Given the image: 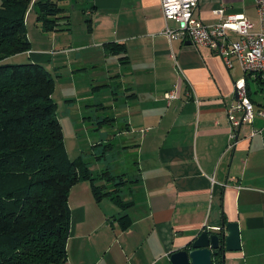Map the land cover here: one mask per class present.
<instances>
[{
    "label": "crops",
    "instance_id": "0c3cea01",
    "mask_svg": "<svg viewBox=\"0 0 264 264\" xmlns=\"http://www.w3.org/2000/svg\"><path fill=\"white\" fill-rule=\"evenodd\" d=\"M86 2L82 22L73 25L70 15V29L47 32L64 35V43L56 37L9 58L26 54L28 61L46 68L65 62L72 80H103L96 86L104 87V102L96 103L101 139L93 148L107 142L111 149V140L120 138L134 154L130 175L121 158L108 165V151L88 163L97 182L108 187L112 182L102 172L124 175L121 198L106 194L97 200L88 179L71 187L67 261L172 264L171 253L199 232L238 222L242 248L228 252L226 264H264V80L246 75L237 60L228 68L208 46L171 40L164 32L160 0ZM220 7L244 13L260 29L256 0H199V15L214 23L218 17L213 10ZM32 15L36 20L34 6L26 24ZM168 24L177 27L175 20ZM36 25L41 28L38 21ZM110 42L122 44L123 52L111 51ZM241 77L246 78L254 116L242 123L237 144L228 148V110L238 101L234 84ZM251 81L259 86V99ZM115 87L124 90V98ZM173 88L178 96L169 102L164 94ZM109 126L114 137L108 135Z\"/></svg>",
    "mask_w": 264,
    "mask_h": 264
},
{
    "label": "trees",
    "instance_id": "16d2710c",
    "mask_svg": "<svg viewBox=\"0 0 264 264\" xmlns=\"http://www.w3.org/2000/svg\"><path fill=\"white\" fill-rule=\"evenodd\" d=\"M65 1L0 0V264L66 261L71 187L88 179L100 200L106 194L121 198L127 182L122 174L104 171L112 182L108 187L97 182L84 157L70 158L52 73L42 63L9 62L32 47L26 24L31 6L43 31L70 29ZM107 46L115 53L124 50L116 42Z\"/></svg>",
    "mask_w": 264,
    "mask_h": 264
},
{
    "label": "built area",
    "instance_id": "2783aa9c",
    "mask_svg": "<svg viewBox=\"0 0 264 264\" xmlns=\"http://www.w3.org/2000/svg\"><path fill=\"white\" fill-rule=\"evenodd\" d=\"M160 1L167 21L164 32L171 40H191L197 46H208L222 58L228 68H232L234 60H237L246 75L256 74L264 80V0H256L259 30H255L254 23L244 13H227L225 7L214 9L213 13L218 20L207 23L199 15V0ZM169 20H175L177 27H171L168 24ZM231 32L236 33L237 37H233ZM234 93L238 101L228 110L230 123L228 148L237 144L242 123L251 121L254 116V104L245 77L235 81ZM164 96L171 102L178 95L173 88L165 92ZM238 111L243 114L240 118L237 117ZM260 113L264 115V109H260ZM61 264L70 263L66 260Z\"/></svg>",
    "mask_w": 264,
    "mask_h": 264
},
{
    "label": "rangeland",
    "instance_id": "374dc122",
    "mask_svg": "<svg viewBox=\"0 0 264 264\" xmlns=\"http://www.w3.org/2000/svg\"><path fill=\"white\" fill-rule=\"evenodd\" d=\"M68 1V0H67ZM87 0H73L72 2H64L61 3L66 9L67 12L71 15L72 24L75 25L73 22L76 23L82 22L81 19L84 16L81 12L82 9L89 5L86 2ZM28 36L32 41V45L36 48H40V44H51L53 39L56 40L60 38L64 43V35L56 36L51 35V31H42L41 28L37 27L36 20L34 15H32L28 19ZM45 34V35H44ZM234 34H232L233 36ZM234 37V36H233ZM64 45V44H63ZM27 55H22L19 57H14L9 60L10 63H23L28 62ZM60 65L61 67L55 69V65ZM50 65L47 69H49L52 73V76L55 80V90L53 93V98L57 104V116L61 122L63 133H64V144L67 150L68 155L71 159L79 158L80 156L85 158L86 162L94 163L96 161V156L100 154L102 151H108L111 153L108 159V165L113 166V164H118L119 159L123 161L122 166L127 170L129 175L132 173L133 170L132 162L134 154L126 148H123L121 144V139L117 138L116 140H111V143L114 145L111 149L107 148V142H104V145H101L102 149H100V145L93 148V143L99 141L100 136V129L98 120L102 119L99 118V114L97 108H99L98 100L102 99L104 87L101 86L97 88L96 86L103 83V80H72V68L67 67L65 62H59ZM81 73V72H80ZM257 77L256 74H254ZM251 80H254L252 78ZM257 80V79H255ZM264 86V83H263ZM78 87V88H77ZM251 87L253 90V94L260 98L259 91H256L259 88L258 84L255 81H251ZM77 88V89H76ZM91 89V90H89ZM100 90V92L98 91ZM114 91L116 94L120 95V97L124 93V90L120 87H115ZM101 102H104L103 99ZM90 104V106H88ZM92 104V105H91ZM82 112L84 114H82ZM90 116V117H89ZM90 119V120H89ZM90 121V122H89ZM116 126V125H115ZM90 128V131L88 129ZM108 128L109 137H114L113 127L109 126ZM91 137V138H90ZM126 137L124 136L123 141H127ZM94 138V140H92ZM125 143V142H124ZM96 151V152H95ZM96 153V154H93ZM116 156V157H114ZM120 165V164H119ZM110 185H112L110 183Z\"/></svg>",
    "mask_w": 264,
    "mask_h": 264
},
{
    "label": "water",
    "instance_id": "95a60500",
    "mask_svg": "<svg viewBox=\"0 0 264 264\" xmlns=\"http://www.w3.org/2000/svg\"><path fill=\"white\" fill-rule=\"evenodd\" d=\"M187 43L192 41L187 40ZM241 248L238 222H223L216 229L199 232L184 248L173 251L171 262L172 264H226L227 253Z\"/></svg>",
    "mask_w": 264,
    "mask_h": 264
}]
</instances>
